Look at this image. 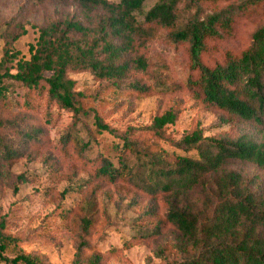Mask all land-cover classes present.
Segmentation results:
<instances>
[{
  "label": "trees",
  "instance_id": "1",
  "mask_svg": "<svg viewBox=\"0 0 264 264\" xmlns=\"http://www.w3.org/2000/svg\"><path fill=\"white\" fill-rule=\"evenodd\" d=\"M33 1L44 4L49 0ZM73 1L76 12L40 29L29 59L18 58L19 51L13 47V42L27 32L22 25L23 30L6 42L0 60V95L17 87L24 88L25 94L23 101L13 99L2 105V174L12 178L3 165L24 157L28 149H41L39 143L44 136V127L33 125L29 117L26 121L23 117H7L10 105L39 113L38 102L46 97L49 103L74 114L72 126L61 138L64 152L73 146L78 159H85L91 137L83 141L74 135L84 118H93L96 128L93 131L88 126L93 136L109 132L119 138L106 143L107 151L99 154V163L90 171L86 184L123 182L152 199L165 198V217L158 219L145 237L159 234L162 225L172 224L179 232L175 247L187 254L166 264H264V194L252 190L240 171L229 168L231 161L240 160L264 171V24L252 33L245 48L227 50L212 65L205 61L220 40L236 32L240 16H248L264 5V0H157L147 11L146 0ZM138 14L143 15V20ZM158 28L168 30L173 42L187 44L190 74L185 81L170 85L156 70L154 83L130 80L126 87L131 94L148 95L155 88L167 93L184 87L201 109L222 111L226 122L256 123L263 131L260 140L247 135L237 139L205 136L198 127L183 138L182 144L177 143L168 138L164 129L177 118V111L169 109L144 129L179 148L186 145V149L196 150L195 154L170 153L156 144L143 146L132 138L138 130L134 126L118 133L97 109L87 107L86 94L75 89L69 69L90 70L95 77L111 79L119 86L131 77L133 69L147 71L149 61L144 54H135L136 44L144 45ZM14 59L15 72L11 68ZM47 71L52 74L47 75ZM2 130H13L18 136L8 138ZM17 178L28 180L25 174ZM84 222L88 225L90 220L85 218ZM4 226L2 221L0 264H45L32 253L7 256L5 251L20 239L3 232ZM135 240L126 244L131 246ZM99 260L96 257L94 263Z\"/></svg>",
  "mask_w": 264,
  "mask_h": 264
},
{
  "label": "rangeland",
  "instance_id": "2",
  "mask_svg": "<svg viewBox=\"0 0 264 264\" xmlns=\"http://www.w3.org/2000/svg\"><path fill=\"white\" fill-rule=\"evenodd\" d=\"M156 2L146 0L144 10ZM76 11L77 4L73 0H49L44 4L33 0H0V60L6 42L14 33L22 31V27L27 32L13 42V47L19 51L18 58L29 59L31 45L37 43L40 29ZM240 17L236 32L211 49L205 56L206 63L212 65L229 49L245 48L251 42L252 33L264 24V5L248 16ZM138 18L143 20V15L138 14ZM136 53L144 54L149 61L147 71L133 69L131 77L121 81L119 86L111 79L95 77L90 70L68 71L69 77L75 80V89L86 94L87 107L97 109L118 133L123 134L134 126L138 130L132 138L141 141L143 146L156 144L158 149L165 148L170 153L195 154V149L188 150L186 145L179 148L168 139H159L144 129L157 115L174 109L177 118L164 129L168 138L177 143L182 144L183 138L198 127L205 136L237 139L247 135L261 139L263 131L256 123L226 122L222 111L201 109L184 87L167 93L155 88L148 95L131 94L126 87L130 80L154 83L155 73H160L168 84L174 85L188 78V46L173 42L168 30L158 28L157 34L144 45L136 44ZM16 64L17 59H14L11 63L14 72ZM46 74L51 75L52 72L47 71ZM7 91L0 95V113L3 103L24 99L25 89L22 87ZM38 104L39 113L11 105L6 113L7 117H23L25 121L29 117L33 125L44 127V136L39 143L41 149H28L24 157L11 165H3V169L10 170L12 178L0 171V224L2 221L5 223L2 231L20 239L5 254L14 257L20 252L32 253L45 264H166L169 260L186 257V253L175 247L179 242V232L172 224L162 225L159 234L145 237L154 229L158 219L165 217L168 210L165 198L152 199L123 182L99 186L97 183H85L90 171L99 163V154L107 151L106 143L119 138L109 132L93 136L90 130L96 128L93 118H84L74 129L77 130L74 135L83 141L91 137L92 141L85 159L80 160L73 146L64 152L60 143L74 122L73 112L49 103L46 97L41 98ZM47 117L51 120H46ZM2 131L8 138L18 136L13 130ZM229 168L240 171L252 190L259 195L264 194V171L257 165L233 160ZM19 174H25L28 180L22 182L17 178ZM85 218L90 220L88 225ZM134 239L137 240L131 246L126 244ZM96 257L100 260L94 263Z\"/></svg>",
  "mask_w": 264,
  "mask_h": 264
}]
</instances>
